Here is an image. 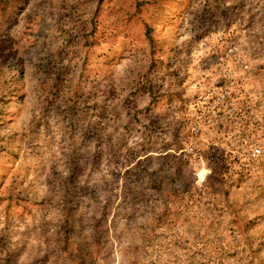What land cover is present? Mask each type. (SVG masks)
<instances>
[{
	"label": "rangeland",
	"instance_id": "obj_1",
	"mask_svg": "<svg viewBox=\"0 0 264 264\" xmlns=\"http://www.w3.org/2000/svg\"><path fill=\"white\" fill-rule=\"evenodd\" d=\"M0 264H264V0H0Z\"/></svg>",
	"mask_w": 264,
	"mask_h": 264
}]
</instances>
